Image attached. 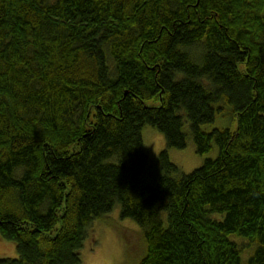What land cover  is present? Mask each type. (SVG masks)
<instances>
[{
    "label": "trees",
    "instance_id": "obj_1",
    "mask_svg": "<svg viewBox=\"0 0 264 264\" xmlns=\"http://www.w3.org/2000/svg\"><path fill=\"white\" fill-rule=\"evenodd\" d=\"M117 204L135 264H264V0H0V264H81Z\"/></svg>",
    "mask_w": 264,
    "mask_h": 264
},
{
    "label": "rangeland",
    "instance_id": "obj_2",
    "mask_svg": "<svg viewBox=\"0 0 264 264\" xmlns=\"http://www.w3.org/2000/svg\"><path fill=\"white\" fill-rule=\"evenodd\" d=\"M220 106L221 112L219 111L215 121L204 127L207 130L226 126L235 129L237 123L231 115L230 107L225 103ZM186 128L189 129L188 121ZM142 134L146 153L152 161L157 162L160 152L166 148L164 134L149 124L143 127ZM218 153L216 145L206 154L197 153L192 139L185 148L169 149L170 159L187 173L203 165L207 158L216 157ZM146 250L141 226L132 218L122 217L121 205L117 204L102 218L94 220L89 235L78 252L81 264H135L146 254ZM17 256L16 243L0 235V257Z\"/></svg>",
    "mask_w": 264,
    "mask_h": 264
}]
</instances>
